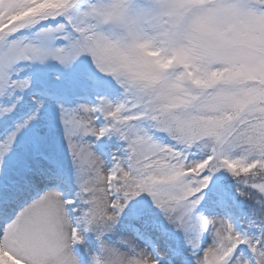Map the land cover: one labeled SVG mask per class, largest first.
Segmentation results:
<instances>
[{
  "label": "snow or ice",
  "instance_id": "obj_1",
  "mask_svg": "<svg viewBox=\"0 0 264 264\" xmlns=\"http://www.w3.org/2000/svg\"><path fill=\"white\" fill-rule=\"evenodd\" d=\"M0 264H264V0H0Z\"/></svg>",
  "mask_w": 264,
  "mask_h": 264
}]
</instances>
